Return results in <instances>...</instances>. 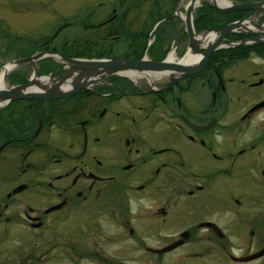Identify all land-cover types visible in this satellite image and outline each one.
Segmentation results:
<instances>
[{
    "label": "flooded vegetation",
    "instance_id": "af4514ba",
    "mask_svg": "<svg viewBox=\"0 0 264 264\" xmlns=\"http://www.w3.org/2000/svg\"><path fill=\"white\" fill-rule=\"evenodd\" d=\"M95 6L80 40L52 47L57 33L38 52L171 67L0 108V248L29 235L38 264H264V0ZM192 36L219 45L204 61ZM42 61L38 93L71 67Z\"/></svg>",
    "mask_w": 264,
    "mask_h": 264
},
{
    "label": "rangeland",
    "instance_id": "374dc122",
    "mask_svg": "<svg viewBox=\"0 0 264 264\" xmlns=\"http://www.w3.org/2000/svg\"><path fill=\"white\" fill-rule=\"evenodd\" d=\"M110 0H0V71L4 66L21 59H27L38 53L34 43L52 38L58 33V37L52 47H60L62 41L80 40L82 37L83 19L95 9V4L109 2ZM190 42L186 44L188 48ZM186 48V49H187ZM62 66L61 62L54 61ZM47 65V61L36 63V69ZM24 67V68H22ZM30 69L33 74V66L22 64L11 70L6 76V85L15 74H23ZM38 77H46L44 75ZM71 222L65 225H70ZM76 223H73V226ZM26 233V229L24 230ZM28 234V233H27ZM31 237L27 235L24 240L25 248L17 251L14 243L0 248V259L14 263L16 260H24V264H38L34 261V249ZM41 264H51L49 261ZM61 264H66L62 262ZM88 264H90L88 262Z\"/></svg>",
    "mask_w": 264,
    "mask_h": 264
},
{
    "label": "water",
    "instance_id": "95a60500",
    "mask_svg": "<svg viewBox=\"0 0 264 264\" xmlns=\"http://www.w3.org/2000/svg\"><path fill=\"white\" fill-rule=\"evenodd\" d=\"M191 14L192 11L190 10L187 28L190 34L193 35ZM191 38L192 40L190 41V45L188 47V54H190L192 51L201 52L202 50H206L204 61L209 57L211 52L214 51V48H216L219 45V43H215L214 45L211 44L206 48L200 46L199 43L198 44L194 43L195 39H193V36ZM44 59L62 60L63 62L70 64L71 67H69L58 80H54L55 84L52 87V90L44 93H38L39 92L38 88H40L41 86L48 87L51 85L50 76L39 78L36 72V67H35L36 63ZM204 61L202 62L201 67L204 64ZM25 63L32 65L34 71L32 77L29 80L28 85L26 87L16 86L7 89L5 82L8 72L18 67L19 65ZM9 66H10L9 71L6 70V66L3 67L5 72L3 75V83L0 84V108L4 107L5 105L11 102L19 101V100H52V99L64 98L78 91L83 85V83H85L86 80L90 78L102 79L103 77H106L113 73L124 71L126 69H131V70L136 69V71H138L139 73H143L142 69L150 68L155 71H163L166 70V68L171 67L164 63L148 64L144 61L121 62L118 60H110V61L85 62L81 59H68L53 51H45V52L37 53L30 58L22 59L18 62L10 63ZM173 68L176 71L186 74L193 73L198 69V68H192L191 66L188 65H182L179 67L174 66ZM46 80H48V83H46ZM65 86L72 87V89L66 90V92L63 94H57V95L53 94V89L58 90L60 88L61 89L65 88Z\"/></svg>",
    "mask_w": 264,
    "mask_h": 264
},
{
    "label": "bare ground",
    "instance_id": "6f19581e",
    "mask_svg": "<svg viewBox=\"0 0 264 264\" xmlns=\"http://www.w3.org/2000/svg\"><path fill=\"white\" fill-rule=\"evenodd\" d=\"M199 41H200V42H199ZM194 43H196V44L199 43L200 46L207 47V46L211 43V41H210V40H199V39H195V42H194ZM184 62H185V63H191V62H193V57H192L191 55H188V56L186 57V59L184 60ZM6 70H7V71L10 70V66H9V65H6ZM4 72H5L4 69H2V70L0 71V84L3 83V75H4ZM8 73H9V72H8ZM39 83H40V82H39ZM46 83H48V80H46ZM37 87H38V86H37Z\"/></svg>",
    "mask_w": 264,
    "mask_h": 264
},
{
    "label": "trees",
    "instance_id": "16d2710c",
    "mask_svg": "<svg viewBox=\"0 0 264 264\" xmlns=\"http://www.w3.org/2000/svg\"><path fill=\"white\" fill-rule=\"evenodd\" d=\"M51 39L47 38L45 40L40 41V42H36V45H42V46H48L50 44V41ZM145 45V44H144ZM261 47L259 46H256V49H260ZM14 77V76H13ZM17 78L13 79V82H18V80H16Z\"/></svg>",
    "mask_w": 264,
    "mask_h": 264
}]
</instances>
